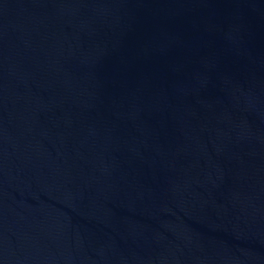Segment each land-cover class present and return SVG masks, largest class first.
<instances>
[{
    "label": "water",
    "instance_id": "95a60500",
    "mask_svg": "<svg viewBox=\"0 0 264 264\" xmlns=\"http://www.w3.org/2000/svg\"><path fill=\"white\" fill-rule=\"evenodd\" d=\"M0 264H264V0H0Z\"/></svg>",
    "mask_w": 264,
    "mask_h": 264
}]
</instances>
